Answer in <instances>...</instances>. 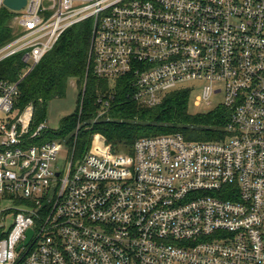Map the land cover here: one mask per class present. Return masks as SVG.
I'll return each instance as SVG.
<instances>
[{"label": "built area", "instance_id": "obj_1", "mask_svg": "<svg viewBox=\"0 0 264 264\" xmlns=\"http://www.w3.org/2000/svg\"><path fill=\"white\" fill-rule=\"evenodd\" d=\"M4 7L18 35L0 61L22 51V77L65 30L91 19L96 76L125 79L147 106L201 85L198 103L219 96L231 119L225 138L145 136L132 153L113 152L98 133L62 165L65 143L43 139L46 121L32 129L34 105L14 110L21 79L0 78V214L12 218L1 224L0 264H264V0Z\"/></svg>", "mask_w": 264, "mask_h": 264}, {"label": "trees", "instance_id": "obj_2", "mask_svg": "<svg viewBox=\"0 0 264 264\" xmlns=\"http://www.w3.org/2000/svg\"><path fill=\"white\" fill-rule=\"evenodd\" d=\"M12 17L13 12L7 7L0 10V47L18 35ZM92 33L91 19L71 26L24 77L26 63L22 51L0 61V78L21 79L14 110L19 114L28 104L34 105L32 129L47 120L48 102L65 97L70 80L75 81L76 108L62 117L57 129L45 131L43 139L63 141L70 156L77 159L91 148L98 133L105 136L113 152L125 153H132L135 141L145 136L181 132L187 140L197 141H216L227 136L229 109L218 105L208 112L190 113L189 97L193 91L190 87L172 90L158 105L147 106L129 96L125 79L111 81L96 76L90 59ZM103 109V115L97 117ZM79 123L81 128L77 131ZM3 235L0 230V237Z\"/></svg>", "mask_w": 264, "mask_h": 264}, {"label": "rangeland", "instance_id": "obj_3", "mask_svg": "<svg viewBox=\"0 0 264 264\" xmlns=\"http://www.w3.org/2000/svg\"><path fill=\"white\" fill-rule=\"evenodd\" d=\"M195 88L196 90H193L189 97L188 110L192 114L213 110L214 108L218 107L220 101H222L221 97L218 96L211 100V104H207L205 100L198 103V97L201 92V85H199L198 87L196 86ZM77 96L78 90L76 87V83L74 80H70L66 96L63 98H53L48 102L49 104L47 108L46 124L49 126V128L57 129L60 126L62 117L72 112L76 108ZM96 147L103 148V145L98 142V144H96ZM69 158L70 149L64 145L60 150L57 162L63 165L66 161L69 160ZM11 220V217L6 219V221L3 220L2 215L0 214V229L3 228L1 225L2 223H4L3 225H5L6 228L9 227Z\"/></svg>", "mask_w": 264, "mask_h": 264}, {"label": "water", "instance_id": "obj_4", "mask_svg": "<svg viewBox=\"0 0 264 264\" xmlns=\"http://www.w3.org/2000/svg\"><path fill=\"white\" fill-rule=\"evenodd\" d=\"M27 0H5L6 6H8L11 9L19 10L26 4ZM33 234V229L28 230V238H26V242H28L30 237Z\"/></svg>", "mask_w": 264, "mask_h": 264}]
</instances>
